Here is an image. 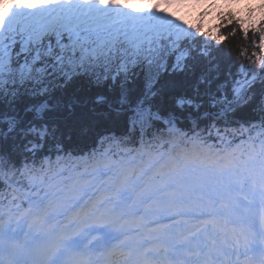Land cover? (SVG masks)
Masks as SVG:
<instances>
[{
	"label": "snow or ice",
	"instance_id": "obj_1",
	"mask_svg": "<svg viewBox=\"0 0 264 264\" xmlns=\"http://www.w3.org/2000/svg\"><path fill=\"white\" fill-rule=\"evenodd\" d=\"M170 3L0 0V264H264V0Z\"/></svg>",
	"mask_w": 264,
	"mask_h": 264
},
{
	"label": "trees",
	"instance_id": "obj_2",
	"mask_svg": "<svg viewBox=\"0 0 264 264\" xmlns=\"http://www.w3.org/2000/svg\"><path fill=\"white\" fill-rule=\"evenodd\" d=\"M229 17L232 19L233 24H228ZM235 19L231 12L223 13L220 15V18L217 22V24L213 27L212 30H203L202 32L211 33L213 35L217 34V32H222L225 35H227L230 31V29L235 25ZM223 25V27H221ZM237 28L239 25H235ZM194 27V26H193ZM202 38V37H198ZM251 33L249 34V39L245 41L241 34L237 32V35L235 37H230L227 42H224L221 46L227 50L230 51L232 54L233 59L237 60V62H243L246 58H241L239 56V52L241 49H247L249 55H251V52L254 50L252 48L251 44ZM71 95V94H70ZM70 114V127L66 130V134L64 136V141L66 144L74 145V144H83V141L80 140V138L77 135L78 132V125L83 122L84 120H87L91 117H94L95 114L91 112V105L84 103V104H76L75 108H70L69 110ZM111 126V125H109Z\"/></svg>",
	"mask_w": 264,
	"mask_h": 264
},
{
	"label": "rangeland",
	"instance_id": "obj_3",
	"mask_svg": "<svg viewBox=\"0 0 264 264\" xmlns=\"http://www.w3.org/2000/svg\"><path fill=\"white\" fill-rule=\"evenodd\" d=\"M230 2L232 3L233 6L243 11L250 5L252 7L258 5L259 0H230Z\"/></svg>",
	"mask_w": 264,
	"mask_h": 264
}]
</instances>
